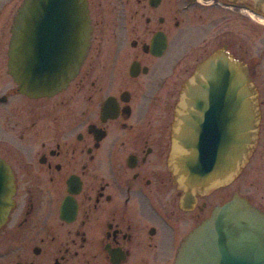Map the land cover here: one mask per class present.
Instances as JSON below:
<instances>
[{"label": "flooded vegetation", "instance_id": "af4514ba", "mask_svg": "<svg viewBox=\"0 0 264 264\" xmlns=\"http://www.w3.org/2000/svg\"><path fill=\"white\" fill-rule=\"evenodd\" d=\"M85 1L79 70L56 95L28 98L7 68L23 0H0V264H174L184 237L240 195L230 185L249 163L264 165V30L234 15L237 41L223 10L204 14L214 4L264 13L222 0ZM218 49L256 87L260 119L239 176L215 185L178 165L173 125L184 85ZM242 196L264 212L263 194Z\"/></svg>", "mask_w": 264, "mask_h": 264}, {"label": "water", "instance_id": "95a60500", "mask_svg": "<svg viewBox=\"0 0 264 264\" xmlns=\"http://www.w3.org/2000/svg\"><path fill=\"white\" fill-rule=\"evenodd\" d=\"M248 3L264 13V0ZM85 0H23L11 28L8 74L28 98L52 97L79 70L89 45ZM175 114L178 165L195 164L215 185L238 177L258 138L256 87L218 49L195 67ZM202 177V176H201ZM4 213H0V224ZM174 264H264V212L234 193L189 232Z\"/></svg>", "mask_w": 264, "mask_h": 264}, {"label": "rangeland", "instance_id": "374dc122", "mask_svg": "<svg viewBox=\"0 0 264 264\" xmlns=\"http://www.w3.org/2000/svg\"><path fill=\"white\" fill-rule=\"evenodd\" d=\"M212 0H208L210 2ZM222 10L224 11L225 15L227 14L230 16L231 22V31H232V39L235 38V40L239 41L240 38H243V35H245V28L239 24V22L234 19V15H239V16H244L245 19L251 24H254L258 26L262 31L264 30V20H260V18L256 15L250 14L248 9L246 7H241V10H237L236 8L232 9H226L223 7H219L216 4H214L211 8H209L205 12V17L210 14H216L222 13ZM221 11V12H220ZM212 12V13H211ZM253 16V17H251ZM259 18V19H258ZM241 30L240 36L238 35V31ZM248 33L250 35V45H255L259 44L258 39L252 32L251 28H248ZM206 37L208 38V31H205V34H203L200 38ZM255 48H253L254 50ZM254 162L249 163L248 168L241 174L240 178L234 181L230 186H231V191L232 192H238L240 195H247L253 198L254 202L258 204V200L260 199V196L263 194L264 195V172H263V166L260 165L258 171L256 172L254 170Z\"/></svg>", "mask_w": 264, "mask_h": 264}]
</instances>
